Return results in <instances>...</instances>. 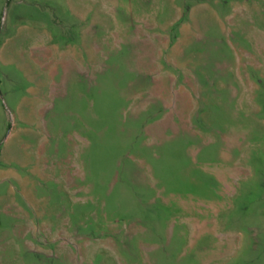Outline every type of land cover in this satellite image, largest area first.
I'll return each mask as SVG.
<instances>
[{
	"label": "rangeland",
	"instance_id": "1",
	"mask_svg": "<svg viewBox=\"0 0 264 264\" xmlns=\"http://www.w3.org/2000/svg\"><path fill=\"white\" fill-rule=\"evenodd\" d=\"M0 264H264V0H0Z\"/></svg>",
	"mask_w": 264,
	"mask_h": 264
}]
</instances>
